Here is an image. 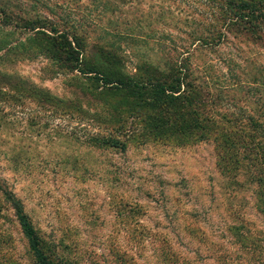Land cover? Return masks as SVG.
<instances>
[{
	"label": "rangeland",
	"instance_id": "rangeland-1",
	"mask_svg": "<svg viewBox=\"0 0 264 264\" xmlns=\"http://www.w3.org/2000/svg\"><path fill=\"white\" fill-rule=\"evenodd\" d=\"M10 1L12 12L29 17L31 1ZM12 22L0 25V264H36L11 199L59 264H264L263 207L245 162L239 171L219 169L227 147L195 134L159 139L146 131L156 123L154 109L128 115L132 103L120 96L103 99L106 118L118 106L115 122L148 136L126 142L125 152L89 142L93 129L77 124L70 102L88 82L58 71L23 23ZM234 45L244 80L247 43ZM222 50L211 58L222 60ZM217 64L224 81L227 70ZM211 96L225 118L255 112L245 88ZM82 103L84 118L96 124L90 115L100 101Z\"/></svg>",
	"mask_w": 264,
	"mask_h": 264
},
{
	"label": "trees",
	"instance_id": "trees-1",
	"mask_svg": "<svg viewBox=\"0 0 264 264\" xmlns=\"http://www.w3.org/2000/svg\"><path fill=\"white\" fill-rule=\"evenodd\" d=\"M28 1L32 2L29 17H21L12 12L10 0H0V25L19 19L48 63L76 81L88 82V87L79 86L73 92L70 102L77 124L93 129L86 137L89 142L125 152L126 142L144 139L151 132L159 139L180 133L223 143L227 150L218 168L239 171L245 162L244 170L258 190L264 213V62L255 55L264 49V0ZM236 43H247L244 80L231 51H240ZM222 48V60L212 59ZM91 55L99 57L97 62L90 61ZM217 62L227 70L224 77L221 72L224 81L217 75ZM228 88L247 89L255 112L239 111L243 113L239 118L235 113L227 118L217 114L212 92ZM198 95L203 96L200 102H196ZM109 96L129 100L128 115L148 116L154 109L151 122L156 123L146 126L148 133L132 132L133 126L115 122L121 111L118 106H109L114 117L107 119L103 99ZM82 100L87 104L100 101L90 115L96 116V124L84 118L83 112H88ZM218 119L226 124L219 125ZM9 202L36 264H59L46 254L44 241L21 203Z\"/></svg>",
	"mask_w": 264,
	"mask_h": 264
}]
</instances>
